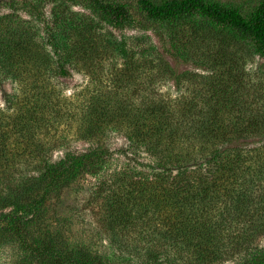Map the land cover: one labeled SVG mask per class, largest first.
Returning a JSON list of instances; mask_svg holds the SVG:
<instances>
[{"label": "trees", "instance_id": "obj_1", "mask_svg": "<svg viewBox=\"0 0 264 264\" xmlns=\"http://www.w3.org/2000/svg\"><path fill=\"white\" fill-rule=\"evenodd\" d=\"M129 1L149 20H171L165 32L155 29L163 51L197 70L179 73L152 43L136 52L123 39L117 52L134 64L122 75L132 77L143 59L145 90L136 77L132 88L110 90L94 73L75 99L60 88L70 73L55 49V84L39 75L21 102L5 97L19 108L0 132V245L17 246L13 264H264V0L248 15L207 0ZM89 2L114 28L136 23L123 4ZM81 34L75 58L94 62L109 49L89 29ZM164 76L175 95L156 89ZM112 132L125 138L117 150L105 141ZM68 135L88 148L53 159L49 151ZM114 162L121 170L91 197L101 200L107 239L96 246L46 225L63 189L110 173Z\"/></svg>", "mask_w": 264, "mask_h": 264}, {"label": "rangeland", "instance_id": "obj_2", "mask_svg": "<svg viewBox=\"0 0 264 264\" xmlns=\"http://www.w3.org/2000/svg\"><path fill=\"white\" fill-rule=\"evenodd\" d=\"M152 1L159 4L164 0ZM207 1L236 7L242 15H248L256 9L260 0ZM107 2L127 6L136 23L121 29L114 28L103 21L102 16L93 8L89 0H4L0 4V56L3 52V56L5 55L0 58V132L4 133L10 129L15 110L19 108L17 104L5 101L7 95H12L14 100L21 102L25 83L39 75L45 79L51 78V82L56 83L52 81L53 67L49 68L55 60V49L59 51L62 61L65 62V68L70 73L68 77L59 79L60 88L65 96L70 98L75 96V99L82 92L90 91L91 75L94 73L100 76L102 86L107 89L112 90L114 86H120L123 82L127 87L132 88L136 77L142 83L140 90H145L144 85L149 81L150 71L143 59H140L138 64L140 69L129 74L132 77L122 75L123 69L128 68L129 64H134V60H124L117 52L120 41L123 39L127 43L128 50L138 45L139 49L136 52L147 50L152 43L159 51L164 52L165 61L175 67L179 73L197 70L183 63L177 64L168 55L169 53L163 51L155 29L165 32L171 20H149L140 8L129 0H107ZM84 28L93 32L92 42L97 47L109 45L108 50L100 51V57H97L94 62L88 58L81 59L82 56H77V59L76 54L71 53L76 43L81 40V31ZM49 39L53 40L54 46L56 45L54 49L49 45ZM13 49L15 52H12ZM7 56L11 60L10 63L3 61V58ZM156 89L167 95H175L177 92L170 76H164L156 85ZM59 127L60 130L64 129L61 125ZM12 135L11 140L15 141L16 137ZM105 141L111 146V150H117L125 144L124 136L118 132L109 134ZM59 146L49 151V154H53V159L67 150L83 152L88 148V143L68 135ZM22 168L24 167H19L17 170L22 171ZM111 170L110 173L100 177L80 178L63 189L53 201V208L48 215L46 225L54 228L58 226L67 238L82 240L86 243L93 241L96 246L99 245V239H107V234L100 223L101 215L98 206L101 200L93 201L91 197L99 182L112 177L115 170H121V162H114ZM2 171L0 167V182H2ZM259 243L264 244L263 241ZM18 256L19 251L15 244L0 245V264H13Z\"/></svg>", "mask_w": 264, "mask_h": 264}]
</instances>
